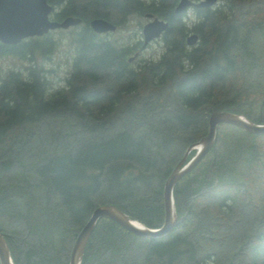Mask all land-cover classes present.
I'll return each instance as SVG.
<instances>
[{"label":"trees","instance_id":"1","mask_svg":"<svg viewBox=\"0 0 264 264\" xmlns=\"http://www.w3.org/2000/svg\"><path fill=\"white\" fill-rule=\"evenodd\" d=\"M46 2L51 18L81 19L68 30L63 85L54 86L45 64L58 44L52 29L0 42V57L21 62L0 65V213L16 208L14 197L22 201L34 237L22 248L0 225L14 264H67L76 232L98 203L158 227L163 181L185 146L206 132L210 111L264 122L263 88L257 100L231 89L232 78L223 87L253 55L245 31L257 26L264 34V0L192 7L190 22L173 11L176 0ZM146 12L167 21L157 58L135 57L139 38L121 42L88 26L93 16L117 27ZM190 32L193 44L185 42ZM17 168L28 172L3 177ZM30 174L38 198L29 194ZM172 198L178 222L162 236L99 217L79 264H264V134L218 123L213 145L174 183Z\"/></svg>","mask_w":264,"mask_h":264},{"label":"water","instance_id":"2","mask_svg":"<svg viewBox=\"0 0 264 264\" xmlns=\"http://www.w3.org/2000/svg\"><path fill=\"white\" fill-rule=\"evenodd\" d=\"M216 0H176L173 11L179 13L189 6H208ZM52 6L46 0H0V42L13 44L21 39L42 35L50 29L67 28L78 24L81 19L75 15H65L60 19L50 17ZM147 20L141 25V46L160 36L167 21L151 12L144 14ZM88 26L95 32L105 33L115 29V23L102 16H93L88 20ZM197 35L190 32L185 36L187 44H193ZM135 53L129 56L132 59ZM218 123H229L247 132L264 134V122H255L240 112L216 109L207 116L206 132L197 140L187 144L175 162L162 184L163 220L158 227H149L142 223H133L131 218L118 206L111 202L94 205L88 217L76 232L68 255L67 264H79L84 245L96 220L107 217L131 233L147 237L165 235L178 222L172 198L174 183L190 170L210 149L216 137ZM193 153L188 156V153ZM0 264H13L5 233L0 230Z\"/></svg>","mask_w":264,"mask_h":264},{"label":"rangeland","instance_id":"3","mask_svg":"<svg viewBox=\"0 0 264 264\" xmlns=\"http://www.w3.org/2000/svg\"><path fill=\"white\" fill-rule=\"evenodd\" d=\"M192 7H187L183 10L184 15L187 21L192 20L191 14ZM147 20V17L144 15H133L128 18L127 22L124 25L117 26L114 30L102 33L107 38H114L121 42H133L137 41L139 38L141 40V25ZM190 22V21H189ZM188 22V23H189ZM264 25V22L261 23ZM76 25L68 26L66 31H57L56 29H52V34L54 38L57 40V47L54 50V53L51 57V62H45L46 65L51 66L52 72L50 77L53 80L54 86L63 85L64 84V76L69 68V61L71 57L72 45L69 42L68 36L71 28ZM244 40L246 42V47L248 51L252 52V57L243 58L239 62L238 73L231 74V77H227L223 87L227 84V81L231 80L232 84L230 85L231 89H238L240 91L256 93V99H260V93L258 91L264 89V34L260 31V28L257 26L245 31ZM162 48V43L159 38L153 39L148 42L145 46H138L136 48L137 55L135 57H149L157 58ZM135 61H133L134 63ZM20 63L19 60L12 56H1L0 57V65L2 67H10L12 65H17ZM263 88V89H261ZM258 93V94H257ZM260 101L257 102L259 105ZM225 128L221 130L224 134ZM228 132V131H227ZM226 137H228L226 135ZM192 152H189L190 155ZM28 172V170L22 169L19 172V168L12 170L7 173L4 172L2 175L6 178L11 179H20V173ZM24 177V176H23ZM1 178V177H0ZM28 182L30 191L29 194L34 197H40L41 188L37 185H33L36 183V178L34 175H27L25 178ZM28 188V186H26ZM28 188V189H29ZM14 202L17 204L15 209H12L9 212L0 213V225L3 229L10 232L12 234L13 239L16 243H19L22 248H26L29 245V242L33 240L34 237L29 234L27 230L25 220L27 218V211L25 213V209L20 208L19 201L17 198H13ZM244 204V203H243ZM26 215V216H25ZM141 223V222H140ZM33 242V241H32ZM14 264V263H13Z\"/></svg>","mask_w":264,"mask_h":264},{"label":"bare ground","instance_id":"4","mask_svg":"<svg viewBox=\"0 0 264 264\" xmlns=\"http://www.w3.org/2000/svg\"><path fill=\"white\" fill-rule=\"evenodd\" d=\"M132 220V222L133 223H136V224H138L139 222L138 221H136V220H133V219H131Z\"/></svg>","mask_w":264,"mask_h":264}]
</instances>
